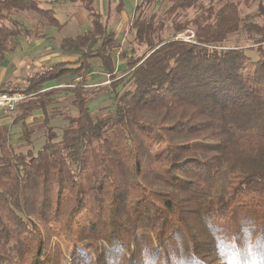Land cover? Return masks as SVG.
Listing matches in <instances>:
<instances>
[{"label":"trees","instance_id":"obj_1","mask_svg":"<svg viewBox=\"0 0 264 264\" xmlns=\"http://www.w3.org/2000/svg\"><path fill=\"white\" fill-rule=\"evenodd\" d=\"M71 1L91 27L61 43L78 60L0 85V94L32 95L13 121L31 144L25 121L46 118L53 95L42 87L65 75L79 80L68 90L76 116L60 137L48 128L36 152H14L0 125V264H70L58 247L48 251L49 224L59 223L73 254L96 255L90 264H264V16L249 22L240 3L222 0H168L163 16H144L141 6L158 0H142L123 48L93 0ZM19 12L63 26L35 0H0V68L30 33L12 18ZM185 31L193 41L177 38ZM115 56L124 62L120 79ZM93 59L112 90L127 76L132 83L120 97L129 103L97 118L87 107ZM106 234L118 260L100 251Z\"/></svg>","mask_w":264,"mask_h":264},{"label":"rangeland","instance_id":"obj_2","mask_svg":"<svg viewBox=\"0 0 264 264\" xmlns=\"http://www.w3.org/2000/svg\"><path fill=\"white\" fill-rule=\"evenodd\" d=\"M38 2L40 8L50 9L54 12L55 18L58 20L61 26L60 28L50 27L46 24V20L39 18L36 14L31 12H19L12 15V18L21 23L26 29L30 31L28 35L21 33L14 42V50L12 53L7 54L5 61L0 68V85H5L7 82L20 81L25 76L32 75L41 71L44 67H48L54 62L62 61L61 63H67L68 65L75 63L78 58V53L63 52L61 49V43L64 39L75 38L80 34H84L90 30V23L86 17V13L82 7L72 2L71 0H35ZM107 1V0H101ZM168 0H158L154 2L149 8L141 6L140 8L144 16L156 13L158 16H163L166 10ZM206 4L211 0H204ZM217 1V0H212ZM223 2L240 3V15L241 18H246L249 22L262 24V18L264 16V0H222ZM245 1V2H244ZM113 2V0H111ZM142 0H132L130 10V19L132 16H137L138 12L135 11V6L139 5ZM244 2V3H243ZM142 4V3H141ZM99 7V1L94 3L95 9ZM98 10V9H97ZM117 17L110 15L107 18L110 22L109 27L111 31H114L116 40L123 48H126L128 41H131L134 37V33L124 32L126 29L127 18L123 15L117 21ZM129 25V24H128ZM124 29V31H122ZM120 30V33H119ZM116 32V33H115ZM119 33V34H117ZM171 36V33L165 30L161 34V38L166 39ZM177 38L183 41H193V33L191 31H185L177 35ZM252 50H246V54L251 60L257 58V53L254 48ZM141 53V50L139 51ZM46 58L44 61L40 59ZM23 59V60H21ZM116 79L123 78L125 73L123 62L115 56L114 58ZM21 60V61H20ZM12 62L13 68L9 67V63ZM92 68L87 75L89 102L87 104L88 109L91 112L92 117L97 118L106 113L112 112L117 103L127 105L129 98L121 100L120 97L126 91H132L131 82L128 81V76L124 78L126 80V86H118L115 90L111 88V78L103 71L102 66L98 60H91ZM39 65V66H38ZM78 79L65 75L59 80L45 84L42 87L41 92H52L51 100L47 106L46 118L42 113H35L29 117L26 121V127L31 133V144L27 143L19 127V123L14 125L13 121L20 114L19 106L13 113L0 112V125L7 129V141L11 149L16 152L25 153L29 149L37 151L44 141V136L48 128H52L53 131L60 137L62 131L68 127L69 118L75 117L77 114L76 109L72 106L73 95L68 91L70 87H73L78 83ZM29 101L32 95H26ZM26 101V102H27ZM25 102V103H26ZM53 234L48 243V251L54 252L55 249L60 250L62 256L70 262V264H90L96 261V255L93 252L87 253H75L73 254L74 246L69 241L67 234L64 231V226L59 223L58 225L49 224ZM109 233V232H108ZM108 235V238H106ZM100 251L103 247H107L110 250H114L113 258L118 260L120 257L121 249L114 243L110 234L104 235V238L99 242Z\"/></svg>","mask_w":264,"mask_h":264},{"label":"crops","instance_id":"obj_3","mask_svg":"<svg viewBox=\"0 0 264 264\" xmlns=\"http://www.w3.org/2000/svg\"><path fill=\"white\" fill-rule=\"evenodd\" d=\"M45 2V0H42ZM48 3H50V0H47ZM94 3L97 1H99V7L96 9L100 15L102 16V19L103 21H105V23L107 24L108 28L110 27L109 24L110 22H108L107 18L110 17V15H114L116 16L118 19L117 21L120 19V17H122L123 15L127 18V21H126V26L124 27V29H126L124 31V29L122 31L124 32H127L128 31V28H129V22H130V10L131 9V3L130 1L132 0H124V5H123V8L120 12L117 11V6H118V1L117 0H113V2H111V0H107V1H102L101 0H93ZM80 6V5H79ZM83 9V8H82ZM84 11V10H83ZM85 12V11H84ZM86 13V12H85ZM86 17H87V13H86ZM88 19V17H87ZM90 23V22H89ZM91 28V27H90ZM112 29V27H110ZM114 32V31H113ZM116 33V32H115ZM119 33H120V30H119ZM117 33V34H119ZM46 58H43V59H40V61H44ZM23 60V59H21ZM20 60V61H21ZM60 61H56L52 64H55V63H59ZM62 62V61H61ZM123 62V61H122ZM51 64V65H52ZM123 65H124V62H123ZM39 66V65H38ZM9 67L10 68H13V65H12V62L9 63ZM45 68V67H44ZM17 81V80H16ZM16 81H13V82H7L6 84H13L15 83ZM50 83V82H49ZM5 84V85H6ZM48 84V83H47Z\"/></svg>","mask_w":264,"mask_h":264},{"label":"built area","instance_id":"obj_4","mask_svg":"<svg viewBox=\"0 0 264 264\" xmlns=\"http://www.w3.org/2000/svg\"><path fill=\"white\" fill-rule=\"evenodd\" d=\"M28 100L23 93H1L0 94V112L13 113L16 108Z\"/></svg>","mask_w":264,"mask_h":264}]
</instances>
